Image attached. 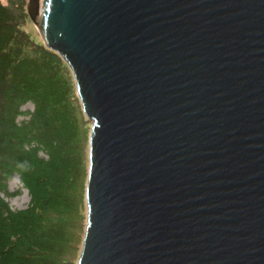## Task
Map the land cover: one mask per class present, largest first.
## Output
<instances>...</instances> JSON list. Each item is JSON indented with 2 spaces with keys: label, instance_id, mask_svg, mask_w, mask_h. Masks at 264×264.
Returning a JSON list of instances; mask_svg holds the SVG:
<instances>
[{
  "label": "water",
  "instance_id": "obj_1",
  "mask_svg": "<svg viewBox=\"0 0 264 264\" xmlns=\"http://www.w3.org/2000/svg\"><path fill=\"white\" fill-rule=\"evenodd\" d=\"M87 123L77 264H264V0H28Z\"/></svg>",
  "mask_w": 264,
  "mask_h": 264
},
{
  "label": "trees",
  "instance_id": "obj_2",
  "mask_svg": "<svg viewBox=\"0 0 264 264\" xmlns=\"http://www.w3.org/2000/svg\"><path fill=\"white\" fill-rule=\"evenodd\" d=\"M27 5L0 0V264H64L81 200V243L86 228L91 127L66 62L24 29ZM15 177L29 196L18 210Z\"/></svg>",
  "mask_w": 264,
  "mask_h": 264
},
{
  "label": "rangeland",
  "instance_id": "obj_3",
  "mask_svg": "<svg viewBox=\"0 0 264 264\" xmlns=\"http://www.w3.org/2000/svg\"><path fill=\"white\" fill-rule=\"evenodd\" d=\"M3 3L7 4L8 0H1ZM26 32L39 43H43V39L33 22L30 18L25 19V23L23 25ZM91 124H87V128L90 127ZM9 189L11 192L19 191V195L14 198L8 200L10 207L14 210L23 209L27 206L29 202V196L26 190L22 188V185L17 177H15L9 183ZM82 192V191H81ZM81 196V195H80ZM86 216V209L83 201L79 204L77 211L72 212L70 216V220H74V225L72 229L73 240L69 243L68 254L64 257V264H76L78 262L80 252H81V235L83 234V222Z\"/></svg>",
  "mask_w": 264,
  "mask_h": 264
}]
</instances>
